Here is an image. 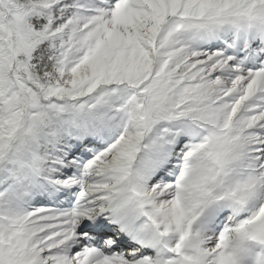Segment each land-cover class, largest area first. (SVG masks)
Returning <instances> with one entry per match:
<instances>
[{
    "label": "snow or ice",
    "instance_id": "1",
    "mask_svg": "<svg viewBox=\"0 0 264 264\" xmlns=\"http://www.w3.org/2000/svg\"><path fill=\"white\" fill-rule=\"evenodd\" d=\"M0 264H264V0H0Z\"/></svg>",
    "mask_w": 264,
    "mask_h": 264
}]
</instances>
